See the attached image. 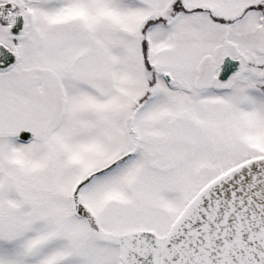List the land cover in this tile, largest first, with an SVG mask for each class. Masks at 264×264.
Wrapping results in <instances>:
<instances>
[{
    "label": "snow or ice",
    "instance_id": "1",
    "mask_svg": "<svg viewBox=\"0 0 264 264\" xmlns=\"http://www.w3.org/2000/svg\"><path fill=\"white\" fill-rule=\"evenodd\" d=\"M0 264H264V0H0Z\"/></svg>",
    "mask_w": 264,
    "mask_h": 264
}]
</instances>
